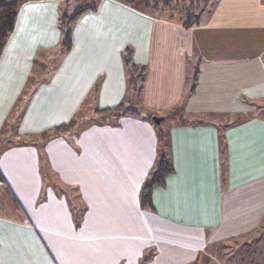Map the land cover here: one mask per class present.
I'll return each instance as SVG.
<instances>
[{"label":"crops","instance_id":"crops-1","mask_svg":"<svg viewBox=\"0 0 264 264\" xmlns=\"http://www.w3.org/2000/svg\"><path fill=\"white\" fill-rule=\"evenodd\" d=\"M63 1L22 0L0 55V186L31 215L30 222L0 216V264H139L128 218L137 194L124 178L133 172V156L144 153L131 140L145 122L121 115L113 117L118 124L103 125L94 115L122 101L162 120L204 117L168 127L174 170L151 194L160 223L210 243L255 231L264 219V0H209L188 27L185 16L169 14L173 9L100 0L77 18L64 52L58 25ZM126 47L134 63L146 67L139 101L127 84ZM56 53L59 62L51 69L45 61ZM194 67L198 76L189 93ZM77 117L74 125L42 137L41 145L19 138ZM219 128L227 147L224 181ZM108 178L126 191L121 201ZM50 183L48 200L37 202ZM63 186L83 201L79 224Z\"/></svg>","mask_w":264,"mask_h":264},{"label":"rangeland","instance_id":"rangeland-1","mask_svg":"<svg viewBox=\"0 0 264 264\" xmlns=\"http://www.w3.org/2000/svg\"><path fill=\"white\" fill-rule=\"evenodd\" d=\"M87 2L88 0H64L61 7L62 14H70L75 7ZM189 2L190 0H186L181 5L186 6V3L188 4ZM157 8H159V6ZM173 10L174 13L169 14L174 15L175 18L178 16L184 17L186 15V10L182 7ZM193 12L198 14L199 10L195 9ZM45 62L48 66H52L51 69H53L59 62L58 54L56 53L55 56L48 55V59ZM130 106L139 111L138 117L142 118L145 122L144 125L136 126L137 129L143 130L142 134L132 137L133 139L130 138V140L132 139L131 143L139 142V145L144 147V153L133 156V158H137V161L134 160L133 162V172H130V177L124 178V181L126 179L130 180L132 183L128 191L132 195H135V193L137 194L135 202L137 206L136 210L128 211L130 213L132 212L134 216H128V218L130 223L133 222V226L135 225L131 230H133L132 235H135L137 238V249L140 258L139 264H264V219L260 226L249 235L236 237L229 240V242L221 241L210 243L206 242L201 235H185L179 230L163 225L154 215L153 209H149L148 207L142 208L140 206L139 193H141L142 186L146 185L154 178L164 154L169 156L166 135L169 125L175 122H199L202 121L204 117H199L197 115L182 116L178 114L177 118L171 116L166 117L158 124L152 119L155 112L144 107L140 108L136 103H131ZM180 107L181 105L177 107V110L181 109ZM87 118H89V116L85 117L83 121L81 120L83 123L81 125L87 124ZM95 118L103 125L118 124L119 122L110 115L105 117L98 115L96 117L95 115ZM214 120L219 124L223 122L220 119ZM7 128H9V126H7ZM16 136L20 135H13L14 138ZM19 138H21V140L23 138L25 141H37L38 145H41L44 139V137L42 139L41 135L30 137L21 136ZM103 171L106 172L105 169H103ZM108 180L112 184L113 179L108 178ZM118 180L121 181L122 179ZM115 186L116 185L112 184V192L118 201H121L124 198L122 193L126 191H122L123 188L121 185H119V188ZM47 188L52 189L53 185L50 183L45 186V191L40 195L39 201L37 200V202L43 203L48 200L46 199ZM63 189L68 194L69 200H67V202L73 208L78 209L80 213L83 201H81L78 192L65 186H63ZM56 190H58L57 187ZM12 196L16 199L18 198L17 195H10L3 186H0V216L11 214L13 217H19L22 220L29 221L31 215L28 214L24 207L26 204L23 202V205L22 201H15V198ZM21 206H23V208ZM76 217L77 216L74 218ZM148 235L151 237L148 238ZM129 242L135 243L131 240H129Z\"/></svg>","mask_w":264,"mask_h":264},{"label":"trees","instance_id":"trees-1","mask_svg":"<svg viewBox=\"0 0 264 264\" xmlns=\"http://www.w3.org/2000/svg\"><path fill=\"white\" fill-rule=\"evenodd\" d=\"M22 0H0V55L5 47V44L7 42V39L9 35L12 33L17 12L20 6ZM126 3H129L133 6H141L143 9L146 10H152L159 6L161 9H176V8H184L186 10V15L184 19V25L185 26H191L195 25L198 22L199 14L194 13L193 11L195 9H198L199 12L203 11L205 7L208 5L209 0H190V2L186 6L181 5L186 0H121ZM100 0H88L87 3L83 5H79L75 7V9L70 14H62V10H60L59 17H58V25L61 30V40H60V46L61 51H67L72 45V27L77 18L85 11L87 10H95ZM140 4V5H139ZM198 12V13H199ZM122 57L124 60V63L127 68V84L129 86L130 91L134 94V99L137 101L140 100V95L142 92L144 79H145V73H146V67L137 65L133 61L132 57V50L130 47H126L122 51ZM198 76V68L194 67L192 71V76L190 80V86L188 88V92H192L195 88L196 81ZM15 108H20L19 105L15 104ZM98 113H94V115L105 117V116H112L117 117L121 115H132L137 116L139 115V111L135 108H132L128 105V101H122L118 103L117 105H114L112 107L100 109L97 111ZM174 114L173 112L168 113V115ZM77 118L69 121L68 123L61 124L58 126L53 127L51 130L42 133V137H48L51 135V133H55L58 130H61L63 128L69 127L74 125L77 122ZM95 118V122L100 124V121L98 122ZM10 120H8L5 123V126H8L7 123ZM16 124L14 117L11 118V126L13 129L15 128L14 125ZM11 131H14V130ZM219 157H220V170H221V178L224 181L227 176V147H226V139H225V132L223 128H219ZM51 132V133H50ZM5 139L4 136H0V142H3ZM173 165L170 160V157L167 154H164L163 159L159 163V168L157 172L155 173L154 178L149 181L146 185L142 186L141 193H139V204L142 208L148 207L149 209H153L152 205V189L154 186H163L165 184V178L167 175L171 174L173 172ZM77 213H74L75 223L79 224L81 218L83 217V209H80Z\"/></svg>","mask_w":264,"mask_h":264},{"label":"water","instance_id":"water-1","mask_svg":"<svg viewBox=\"0 0 264 264\" xmlns=\"http://www.w3.org/2000/svg\"><path fill=\"white\" fill-rule=\"evenodd\" d=\"M163 116H152V119L159 124V122L163 119Z\"/></svg>","mask_w":264,"mask_h":264},{"label":"snow or ice","instance_id":"snow-or-ice-1","mask_svg":"<svg viewBox=\"0 0 264 264\" xmlns=\"http://www.w3.org/2000/svg\"><path fill=\"white\" fill-rule=\"evenodd\" d=\"M26 7H28V8H31V7H42V5H39V6L28 5Z\"/></svg>","mask_w":264,"mask_h":264}]
</instances>
